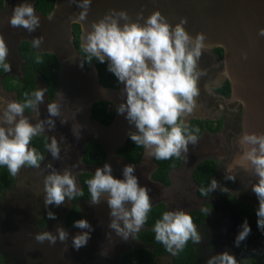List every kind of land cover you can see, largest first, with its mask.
I'll use <instances>...</instances> for the list:
<instances>
[{
  "label": "clouds",
  "instance_id": "clouds-1",
  "mask_svg": "<svg viewBox=\"0 0 264 264\" xmlns=\"http://www.w3.org/2000/svg\"><path fill=\"white\" fill-rule=\"evenodd\" d=\"M89 0H82L78 14L84 18ZM123 17L125 14H119ZM12 26H22L32 31L38 26L39 19L30 5L16 7L10 17ZM180 24L170 26L158 11L146 17L143 25L135 22L118 25L114 18L102 19L92 24V30L86 37L84 52L88 58H95L100 63L107 62V70L112 73L117 83H123L124 101L116 111L123 113L129 122L134 123L136 132L130 139L136 144L150 148V155L157 160L178 157L187 143H195L196 137L188 132L187 125L181 117L191 110L193 96L196 95V58L202 47V35L192 39ZM264 35V29H260ZM36 41H34L35 43ZM6 48L0 42V68L8 69L4 62ZM42 98V91L35 90L23 102L11 100L0 108V167L15 176L21 166L33 168L40 166L43 155L31 141L44 131V125L53 126L51 117L59 115L56 102L47 104L48 118L45 121L30 122L24 115L25 109L35 110ZM37 114V113H34ZM63 123V121H61ZM78 126H73V135H79ZM241 143L248 145L243 152L257 177L252 185V192L258 201L255 209L256 227L264 231V134L244 133ZM64 138L58 143L55 136L49 137L44 148L53 158H58ZM65 149L67 145L64 144ZM44 204L60 206L65 198L69 200L83 193L77 187L76 178L68 169L57 172L53 169L44 178ZM91 204L95 205L103 197L111 217L109 228L123 239L135 235L144 225L151 210L146 189L139 186L133 175V167L125 165L122 178L111 174L110 166L105 163L86 181ZM216 182H210L215 188ZM201 191H204L203 189ZM48 218L54 219V213L48 212ZM80 229L73 235V248L84 246L91 232V225L81 218L73 222ZM154 239L162 244L166 251L173 255L181 250L191 239L199 242L200 237L192 222L191 216L183 211H163L152 226ZM250 226L245 218L236 233L234 243L245 240ZM67 232L58 227L56 235L48 231L38 232L34 239L37 242L47 240L50 244L57 239L63 241ZM206 264H236L227 251H222L208 258Z\"/></svg>",
  "mask_w": 264,
  "mask_h": 264
},
{
  "label": "water",
  "instance_id": "water-1",
  "mask_svg": "<svg viewBox=\"0 0 264 264\" xmlns=\"http://www.w3.org/2000/svg\"><path fill=\"white\" fill-rule=\"evenodd\" d=\"M81 3L82 0H53L51 11L43 14L35 8L34 0H29L25 4L32 7L39 23L28 31L9 23L14 9L23 5L9 0L8 10L0 13V42L6 48L5 61L13 66L20 65L22 70L19 45L23 41L29 42L38 52L49 53L56 58L57 87L52 101L57 103L59 115L51 117L53 124L76 141L80 153L82 146L88 142L97 143L105 152L102 165L84 164L82 171L93 174L105 163L110 168L115 164L121 169L131 165L138 185L147 186L144 187L146 190L153 189L160 194L167 191L150 179L156 167L154 156L149 154L150 148H142L137 163H130L116 154V150L136 130L134 123L116 111L124 101L123 83H119L117 88L103 86L94 64L90 63L85 68L73 44L74 24L79 25V44L83 49L92 24L106 17L114 18L120 26L132 22L143 25L147 16L158 11L170 29L183 20L181 26L192 39L200 34L203 37L202 46L222 48L224 77L230 83L233 96L244 105L242 135L264 134V35L259 31L264 29V0H89L83 19L78 15L82 10ZM121 12L125 14L123 17L119 15ZM35 79L36 90L42 91V98L37 102V105L43 106L41 121L49 115V102L46 100L44 80L40 75H35ZM97 101L108 102L114 109L108 124L91 118L92 104ZM187 115H191V110ZM73 126H78V137L73 135ZM205 157H209L208 152L197 161L184 158L179 168L182 170L187 165L190 179L195 165ZM148 197L149 201H154L153 197ZM150 204L155 205V201Z\"/></svg>",
  "mask_w": 264,
  "mask_h": 264
},
{
  "label": "flooded vegetation",
  "instance_id": "flooded-vegetation-1",
  "mask_svg": "<svg viewBox=\"0 0 264 264\" xmlns=\"http://www.w3.org/2000/svg\"><path fill=\"white\" fill-rule=\"evenodd\" d=\"M28 2L29 0H16L18 5ZM35 2L36 0H34V4ZM8 7L9 0H0V13L8 10ZM223 56V49L220 47H201L200 54L196 58L195 72L197 75L195 87L197 93L193 96L191 115L188 117L186 112L180 118L183 124L187 125L188 132L196 137V141L191 145H188L191 142L187 143L186 149L181 151L180 156H178V164L168 170L167 183L162 184V182L153 176L158 168L154 162L156 167H154L150 179L153 183L162 185L167 191L161 194L159 192V194H155L157 191L151 189L150 191L146 190V192L150 197L155 194L153 196L155 205H152L151 208L160 204L164 208L163 211H170L172 208H176L178 211H183L188 215H191L192 211H202L204 214V218L202 219V223L204 224L202 227L205 228L203 230L199 226L202 233L211 231L210 226H208L211 222L214 223L212 228L216 230L215 234L217 233V228H221L219 226L221 225L222 218L217 217L218 220L213 218L214 214L212 212L217 207V204L220 205L218 210L224 213L223 217L226 214L230 216L229 219H226L227 225L224 226L223 224L222 230L224 236H227L226 238L233 246H235L234 238L240 229L241 222L246 218L250 226V232L245 240L238 244L240 248L235 249L236 254L233 258L236 262H242L244 259H253L254 262L257 260L264 261V231L258 230L256 227L255 209L258 207V201L251 190L252 185L257 181V177L250 163L243 159V152L248 148L241 143L244 105L233 96L230 83L224 77ZM4 62L9 67L6 71L3 68L0 71V108L3 100L5 103L11 100L18 101L14 87L23 79V70L20 65L15 64L17 66H13L6 62L5 59ZM22 62L24 67L23 59ZM36 86L35 79V90ZM55 92L56 88L50 99H48L46 94L47 102L52 101ZM41 114H43V106L40 104L36 105L35 110L25 109L24 112V115L32 123L39 120ZM46 118L48 117H45L41 121H45ZM37 136L44 138V145L48 142L49 137L55 136L59 143L60 137L62 136L64 138V144L68 147L65 149L64 144L61 145L58 158H53L44 148L42 154L43 159L39 162L41 166L38 168L27 165L21 166L19 169L20 173L17 176H12V186L15 183H19V181L21 182L22 179H27L30 182L33 180L43 195L45 176L53 169L57 172L68 169L75 176L77 187L82 190V183L79 177L81 174L87 173L82 171V166L84 164L99 166L104 162L100 164L84 162V147L91 142L84 144L82 146V153H80L75 145L76 141L70 135L61 132L54 124L51 128L45 124L43 133ZM34 143L35 137L31 141V146H35ZM205 152L209 153V157L201 159L195 165L189 179V168L187 165L182 170L179 168L181 166L180 164H182L181 162H183L182 160L188 158V160L197 161ZM201 164H204V169L206 168L208 172L205 171L207 172L206 174L204 170L202 171V174L204 176L206 175V180H202L206 183L200 184L198 182L201 180L199 179V173L197 172L196 177H194V172ZM111 174L114 177L121 178L122 171L114 164L111 167ZM212 180L216 182L215 188H210V182ZM202 189L204 191H201ZM74 199L73 202L72 199L65 198V205L69 204V208L64 214L63 219L69 213L72 205H75L79 209L80 204L86 205L87 203H91L89 202L90 198L78 196L74 197ZM63 207V204L59 206L60 209ZM79 211L80 219L85 218L82 211L80 209ZM211 218H213V221H211ZM63 219L62 225L66 228ZM46 220L44 219V222ZM193 224L198 225L197 222H193ZM145 227L146 225L144 224L140 231H144L143 229ZM138 233H136V238L141 243L139 247L150 249V244L142 242ZM129 243L134 244L132 241H129ZM193 245L198 250L201 249L199 242L193 241ZM139 247L130 248L124 252L138 249ZM119 255L116 258V262H118ZM164 256L170 257V255H160L156 258Z\"/></svg>",
  "mask_w": 264,
  "mask_h": 264
},
{
  "label": "rangeland",
  "instance_id": "rangeland-1",
  "mask_svg": "<svg viewBox=\"0 0 264 264\" xmlns=\"http://www.w3.org/2000/svg\"><path fill=\"white\" fill-rule=\"evenodd\" d=\"M4 104L3 100L1 108ZM19 173L18 170L16 176ZM2 193L0 197V258L7 264H118L116 258L120 253L141 246L136 234H130L127 239H123L109 228L111 217L108 215L104 198H101L100 202L95 205L91 203L79 205L85 217L83 219L91 225V232L87 243L75 249L72 247L71 240L80 229L64 228L62 225V219L69 204L65 205L64 202L62 209L51 204L45 206L44 193L43 195L40 193V189L33 180L30 182L27 179H22L21 182L15 183ZM219 208L220 205L217 204L212 211L213 218H222L219 226L221 228H217L216 234V230L212 228L213 222L208 225L211 231L207 233H202L199 229V226L205 229L202 227L204 223L194 225L200 237L199 244H201L200 250L195 248L198 254L197 264H206L208 258L222 251H227L234 257L235 249L240 248V245H231L227 236H224L222 227L223 224L227 225L226 219L230 216L226 214L223 217L224 213L220 212ZM170 211L178 210L172 208ZM48 212L54 213L55 218H48ZM42 218L47 220L40 226L39 221ZM58 227L67 232L65 240L57 239L55 243L50 244L47 240L37 242L34 239L38 232L43 231H48L55 236ZM129 241L134 244H130ZM245 262L248 260L244 259L236 264H246ZM257 262V264H264V261L257 260ZM153 264H170V257L156 258Z\"/></svg>",
  "mask_w": 264,
  "mask_h": 264
},
{
  "label": "trees",
  "instance_id": "trees-1",
  "mask_svg": "<svg viewBox=\"0 0 264 264\" xmlns=\"http://www.w3.org/2000/svg\"><path fill=\"white\" fill-rule=\"evenodd\" d=\"M34 6L43 14H48L53 7V0H36ZM79 33V25L74 24L73 44L82 58L84 67L87 68L90 63L94 64L98 73L99 82L105 87L117 88L119 83H117L114 75L107 70V62L100 63L95 58L89 59L88 54L84 52V50L80 47ZM19 54L24 60V67L23 79L18 84H16L17 86H15L14 88L17 94V100L23 102V100L29 94L35 91V74L40 75L46 83L47 97L48 99H50L54 94L56 88L58 68L56 58L49 53L38 52L29 42L26 41L20 43ZM0 71H2V68H0ZM113 113V107L108 102L97 101L92 104L91 118L99 121L102 124H108L112 120ZM135 132L136 130L131 134ZM130 135L128 136L125 144L116 150V154L130 163H137L140 159L143 146L136 145L130 139ZM34 144L35 146L33 147H35L43 154L44 138L42 136L35 137ZM104 159L105 152L97 143L91 142L84 147V162L100 164L104 161ZM154 162L156 163L158 168L156 169L153 176L155 177V179L162 182V184H165L168 182V170L172 167H175L178 164L179 159L176 156L170 157L166 160H157L154 157ZM203 170L204 172L207 171L206 168L204 169V164H201L195 169L194 172V177H196L197 172L199 173V179L201 180H199L198 182L200 184L205 182L202 180L205 179L206 176L202 174ZM207 172L205 173L207 174ZM91 175L92 174L83 173L79 177L82 183L81 192L83 194L81 195V197L83 198H90L86 181L91 177ZM12 181L13 177L8 173L7 169L0 167V197L1 193L4 190L11 188L13 183ZM74 200L75 199L73 198L72 201L74 202ZM163 210L164 208L160 204L152 207L144 223L146 225L145 229H143L144 231H139L138 233L139 238L142 240V242L150 244V249L146 247H139L138 249H132L123 252L118 257V264H153L156 257L160 255H170V264H197L198 254L191 239H189L185 243L184 247L181 250L176 251L174 255L171 252L166 251L164 246L154 239L152 226L154 221L159 218ZM190 216L193 222H197V224L202 223V219L204 218V214L202 211H192ZM44 219L45 218H42L39 221L40 226L44 224ZM77 219H80V211L75 205H72L69 213L66 214L63 219L64 225L66 226V228H71L74 226L73 222ZM245 263L257 264L258 262H254L253 259H250ZM0 264L7 263L2 262V259L0 258Z\"/></svg>",
  "mask_w": 264,
  "mask_h": 264
},
{
  "label": "bare ground",
  "instance_id": "bare-ground-1",
  "mask_svg": "<svg viewBox=\"0 0 264 264\" xmlns=\"http://www.w3.org/2000/svg\"><path fill=\"white\" fill-rule=\"evenodd\" d=\"M121 169V168H120ZM123 170V168L121 169V171ZM139 186H142V185H139ZM143 187V186H142ZM144 187H147V186H144Z\"/></svg>",
  "mask_w": 264,
  "mask_h": 264
}]
</instances>
